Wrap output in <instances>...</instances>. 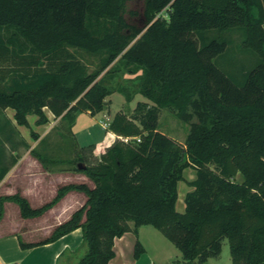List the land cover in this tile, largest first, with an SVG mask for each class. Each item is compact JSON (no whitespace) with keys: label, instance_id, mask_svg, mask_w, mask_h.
<instances>
[{"label":"trees","instance_id":"obj_1","mask_svg":"<svg viewBox=\"0 0 264 264\" xmlns=\"http://www.w3.org/2000/svg\"><path fill=\"white\" fill-rule=\"evenodd\" d=\"M131 1L0 0V111L13 110L18 126L29 128L32 115L36 125H46L47 107L72 134L77 115L95 116L113 92L128 102L135 95L147 101L130 116L117 113L108 128L139 142H117L96 165L84 163L83 148L77 162L32 153L43 165H73L92 187H61L37 210L19 196L0 198V215L9 201L23 218H38L76 192L84 195L83 206L47 239L20 241L22 250L80 229L85 251L74 264H108L115 239L151 226L182 254L173 264L218 258L224 240L232 264H264V0H143L142 27L125 18ZM233 30L242 33L241 50L258 59L238 74L216 61L229 47L222 35ZM210 32L217 37L206 41ZM75 51L100 57V71L89 74ZM116 61L143 71L133 94L120 87L112 92L97 80ZM162 109L189 124L183 146L158 131ZM3 120L4 153L15 132ZM187 168L195 181L179 213L178 184ZM8 169L0 168V182ZM143 252L136 241L134 257Z\"/></svg>","mask_w":264,"mask_h":264},{"label":"rangeland","instance_id":"obj_2","mask_svg":"<svg viewBox=\"0 0 264 264\" xmlns=\"http://www.w3.org/2000/svg\"><path fill=\"white\" fill-rule=\"evenodd\" d=\"M143 9V0H132L127 4V13H125L126 20L130 24L142 27L144 24L142 16ZM132 13L134 15H131ZM203 37L206 41H209L217 37V34L215 32H210ZM222 37L229 43L228 50L220 59L218 58L216 60L217 62L219 60L218 66L223 68V70L238 74L241 68L249 70L257 64L258 59L256 56L250 52L241 50L242 33L240 30L227 32L223 34ZM194 40L197 42L198 46L201 45V41L198 40L197 37H194ZM75 54L86 64L89 74L100 71V57L96 55L91 56L80 51H75ZM214 63L216 62L214 61ZM142 75L143 71L140 68L134 66H129L127 68L124 67L121 62L116 61L107 70L101 72L97 80L112 92L120 87L128 93L133 94L138 90V83ZM146 102V99L141 95H135L132 100L128 102L122 94L113 92L107 98L104 109L95 116L92 117L85 112L77 115L75 124L72 128V134L68 132V124L66 122L63 123L61 117L54 118V115L47 107L43 108L42 111L46 118H50L48 121L49 126L43 128L37 127L38 125H36V122L38 118L33 115L30 116L31 118L29 119L32 125V127L29 128L31 134L30 146H22L21 143L14 141H12V145L15 146V148H18L17 146L19 145V150L29 152V159L34 160L37 164H35V162L31 164L28 159L27 162L18 165L17 163L20 160L18 156L10 157L0 150V168H9L8 172H13L14 170L10 180L5 182L3 188L0 189V198L19 196L28 202L31 209L37 210L52 202L58 189L61 187L72 184H86L92 187V183L85 175L74 171L73 165H43L32 153H39L48 159L62 161L72 160L77 162L79 149L83 148L84 153L82 156L85 157L84 163L88 166L96 165L111 144L109 140L103 142L110 132L102 130L101 124L108 123L110 125L113 117L121 111L127 112L130 116L139 103ZM4 116L6 117L5 110L0 111L1 125H5L3 120ZM8 130L10 129L6 128L5 133ZM158 131L177 144L183 146L189 132V124L180 121L175 113L162 109L159 111ZM8 134L6 133V135ZM41 136L43 138L40 139ZM55 174L63 176V178L60 179L61 184L57 188L55 185L51 184V180L54 179ZM183 179L184 180L178 184V203L176 210L179 213L184 212V198L186 194L193 190L190 184L195 181V171L192 168H187L184 171ZM56 181L57 180H55V183H58ZM234 181L240 182L241 178L237 177ZM23 191H30V202L27 198L23 197ZM8 193H12V195L7 196ZM7 202L9 201L2 202L0 221L2 219H10V224H12L18 232L30 231L33 233L30 238L22 237L20 241L26 244H34L32 242L38 243L50 237L57 226L67 221L74 212L83 206L85 197L81 193L70 192L51 209L46 210L40 217L33 219L23 218L19 206L13 202L10 203H13L17 208H14V211H10L11 214H9V217L4 216L3 205ZM53 208L58 209L55 214L49 212ZM60 220H62V222ZM59 222L61 223L58 224ZM136 241L139 242L143 248V255L150 258L153 264H173V262L182 259V254L179 250L176 249L161 232L151 226L139 228L137 237L135 236L133 247ZM84 251L81 243L77 249L73 251L68 250L66 256L61 259L60 264H74V262L77 261L76 257L82 255ZM209 264H232L227 240L222 241V249L219 257L211 260Z\"/></svg>","mask_w":264,"mask_h":264},{"label":"crops","instance_id":"obj_3","mask_svg":"<svg viewBox=\"0 0 264 264\" xmlns=\"http://www.w3.org/2000/svg\"><path fill=\"white\" fill-rule=\"evenodd\" d=\"M5 114L7 120L10 121L13 130L15 132L14 135H12V141L22 144L24 143L25 145L30 146L31 134L29 128L32 127V125L29 118L31 117L30 116L27 117L29 128H25L18 126L16 124L13 118L14 116L13 110L6 109ZM47 120L49 121L50 118L47 117ZM46 126H49V123L37 127L43 128ZM41 138L43 137L41 136L40 139ZM107 140L111 141V144L109 145L110 148L115 142L119 141V137L110 132L103 142ZM17 147L19 148L20 146L18 145ZM18 148H15V146H13V148H8L7 146H5L4 152L10 157L18 156L20 160L18 161L17 164L21 165L24 162H27L30 156H29V152H24L25 150L22 151L19 150ZM31 160H30L31 164L32 162L33 163L35 162L34 160L32 161ZM35 164H37V162H35ZM13 173L14 170L13 172H7L3 180L0 182V189L3 188L5 182L10 180ZM62 178H63L62 175L55 174L54 179L51 180V184L55 185V187L57 188L61 184L60 179ZM55 180H57L56 182L58 183H55ZM11 195L12 193L7 194V196H11ZM22 195L24 198H27V200H29L30 191L29 192L23 191ZM14 208L17 207L13 203L10 202L4 203L3 215L9 217V214H11L10 211L11 210L14 211ZM57 210H58L57 208H53L49 212L55 214ZM9 220L10 219L8 220L2 219L0 221V264H58L60 256L63 253H65L68 250L73 251L77 249L82 243V232L80 229H78L68 234L67 236H64L63 238H60L56 242L37 246L27 250H22L19 245L21 238L22 237L30 238V236L33 233H31L30 231L18 232V230L14 228L12 224H10ZM60 221L62 222V220ZM61 222H59L58 224H60ZM134 242H135V235L133 233H126L121 238L115 239L113 246V251L115 256L108 264H153L150 258H148L146 255H143L144 253L138 259L134 257V247H133ZM213 259H217V258H210L207 260L205 264H209V262Z\"/></svg>","mask_w":264,"mask_h":264},{"label":"built area","instance_id":"obj_4","mask_svg":"<svg viewBox=\"0 0 264 264\" xmlns=\"http://www.w3.org/2000/svg\"><path fill=\"white\" fill-rule=\"evenodd\" d=\"M101 128H102L104 131H108L109 124H108V123H102V124H101ZM133 140L139 142V140L136 139V138L132 139V138H121V137H119V141H122V142H124V143H128V142L133 141Z\"/></svg>","mask_w":264,"mask_h":264},{"label":"water","instance_id":"obj_5","mask_svg":"<svg viewBox=\"0 0 264 264\" xmlns=\"http://www.w3.org/2000/svg\"><path fill=\"white\" fill-rule=\"evenodd\" d=\"M105 105H106V103H105ZM78 168H79V169H82V168H84V166H82V165H78Z\"/></svg>","mask_w":264,"mask_h":264}]
</instances>
